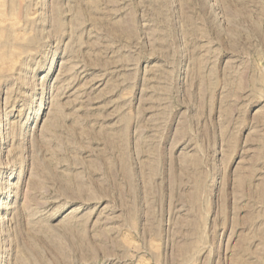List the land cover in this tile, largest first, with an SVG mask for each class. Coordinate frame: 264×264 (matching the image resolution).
Segmentation results:
<instances>
[{
  "label": "rangeland",
  "instance_id": "obj_1",
  "mask_svg": "<svg viewBox=\"0 0 264 264\" xmlns=\"http://www.w3.org/2000/svg\"><path fill=\"white\" fill-rule=\"evenodd\" d=\"M0 21V264H264V0Z\"/></svg>",
  "mask_w": 264,
  "mask_h": 264
},
{
  "label": "bare ground",
  "instance_id": "obj_2",
  "mask_svg": "<svg viewBox=\"0 0 264 264\" xmlns=\"http://www.w3.org/2000/svg\"><path fill=\"white\" fill-rule=\"evenodd\" d=\"M0 22H1V21H0ZM6 55H7V54H6ZM4 56H5V55H4ZM4 56H3V57H4ZM6 57H7V56H6ZM0 58H2V57H0ZM0 64H1V63H0ZM2 182H3V181H2ZM1 205H2V204H1V202H0V207H1ZM7 208H8V207H7ZM71 212H72V211H71Z\"/></svg>",
  "mask_w": 264,
  "mask_h": 264
}]
</instances>
